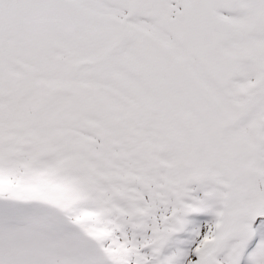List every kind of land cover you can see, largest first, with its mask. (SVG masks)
Instances as JSON below:
<instances>
[{"label": "snow or ice", "instance_id": "6c2138e0", "mask_svg": "<svg viewBox=\"0 0 264 264\" xmlns=\"http://www.w3.org/2000/svg\"><path fill=\"white\" fill-rule=\"evenodd\" d=\"M0 264H264V0H0Z\"/></svg>", "mask_w": 264, "mask_h": 264}]
</instances>
